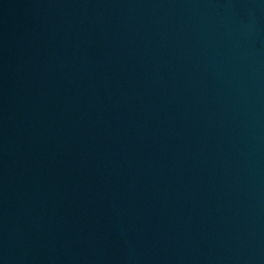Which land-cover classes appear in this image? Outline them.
Returning a JSON list of instances; mask_svg holds the SVG:
<instances>
[{
    "label": "water",
    "instance_id": "1",
    "mask_svg": "<svg viewBox=\"0 0 264 264\" xmlns=\"http://www.w3.org/2000/svg\"><path fill=\"white\" fill-rule=\"evenodd\" d=\"M0 264H264V0H0Z\"/></svg>",
    "mask_w": 264,
    "mask_h": 264
}]
</instances>
